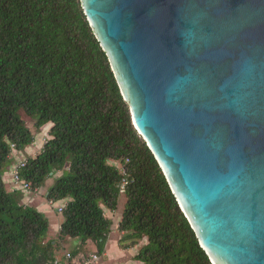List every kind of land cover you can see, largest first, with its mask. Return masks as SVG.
<instances>
[{
  "label": "trees",
  "instance_id": "obj_1",
  "mask_svg": "<svg viewBox=\"0 0 264 264\" xmlns=\"http://www.w3.org/2000/svg\"><path fill=\"white\" fill-rule=\"evenodd\" d=\"M49 137L20 170L33 190L49 178V202H64L57 238L49 218L5 181L15 157ZM40 136V135H39ZM61 173L57 177V174ZM135 264H213L152 151L134 127L107 54L80 0H0V264H66L63 244L78 239L106 251L113 220Z\"/></svg>",
  "mask_w": 264,
  "mask_h": 264
},
{
  "label": "water",
  "instance_id": "obj_2",
  "mask_svg": "<svg viewBox=\"0 0 264 264\" xmlns=\"http://www.w3.org/2000/svg\"><path fill=\"white\" fill-rule=\"evenodd\" d=\"M213 264H264V0H80Z\"/></svg>",
  "mask_w": 264,
  "mask_h": 264
},
{
  "label": "rangeland",
  "instance_id": "obj_3",
  "mask_svg": "<svg viewBox=\"0 0 264 264\" xmlns=\"http://www.w3.org/2000/svg\"><path fill=\"white\" fill-rule=\"evenodd\" d=\"M28 124L29 126L33 129V133L36 137V140L40 139L41 143L43 144L45 142V139H47L49 137V129H50V125H47L46 127H44L42 129V131H36L34 126H33V121H30L28 120ZM40 135V136H39ZM39 152V150H36V153ZM61 173L57 174V177L60 176ZM56 178H49L46 183L42 186V188L39 190V197L42 201L46 202L47 203V193L49 191V189L55 184V180ZM19 192V195L23 198V200L25 198H27V195L21 190L17 191ZM124 203H125V198L124 196H121V199H120V202H119V209L115 212V213H111L109 211L106 212V214L113 220V231L110 235V239L108 241V247H109V250L111 252L115 250H118V253L119 251H121L122 253L125 252L123 250H121V248L119 247L118 245V242L120 241L121 237L123 236L122 233H119L118 231V224H119V221L121 219V216H122V212H123V208H124ZM46 215V213H44ZM47 216V215H46ZM50 224H51V227H50V230H49V238L50 239H55L58 237L59 235V231L57 230L56 228V225H58L59 223H61L63 220H64V217H63V213L62 212H57L53 215H50ZM121 235V237L118 239V237ZM78 243V244H76ZM79 243L80 241L78 239H68L64 244H63V247L60 251V253L58 254V257L59 259L63 260V261H66V252H69V251H74L75 249L79 248ZM144 244L141 243L139 246H137L136 250L133 251V249H128L130 250V252L126 251L125 253H129V254H126L124 256H116V260L120 259L119 261L124 264L125 262H128V261H132L130 264H135L134 262V255H136L138 253V250L139 248ZM116 245V248H114ZM97 247H96V244L94 242H89L83 249H82V253L84 255H86L89 258L92 259V252L94 254H96V252L98 250H96ZM96 251V252H94ZM132 251V252H131ZM110 252V253H111ZM81 253V254H82ZM109 253V254H110ZM115 257V256H114ZM115 259V258H114ZM93 261V259H92ZM97 264H115V261L111 260V258L109 259H105V260H102V261H98ZM120 264V263H118Z\"/></svg>",
  "mask_w": 264,
  "mask_h": 264
},
{
  "label": "crops",
  "instance_id": "obj_4",
  "mask_svg": "<svg viewBox=\"0 0 264 264\" xmlns=\"http://www.w3.org/2000/svg\"><path fill=\"white\" fill-rule=\"evenodd\" d=\"M37 142L33 145V146H31V147H29V148H27L24 152H20L19 154H17L16 155V157H15V162L14 163H18V161L19 160H22V159H26V158H28V157H35L37 154H38V152L36 153V150H39L40 151V149L42 148V143H41V141H40V139H38V140H36ZM12 167L13 166H10V168H9V170H10V172H7L6 173V177H5V181L7 182V186H8V188H9V190H11V188L13 187V184H12V182H11V180H12V175H11V171H12ZM39 192L38 193H36V194H32V195H30L29 197H27V198H25L24 200H23V203H25V204H27V205H31V206H33V207H36L38 210H40L41 212H43V213H46V215H47V217L49 218L50 217V215H53V214H55V213H57V212H59L58 211V208L57 207H59V206H63L64 205V202L63 201H60V202H57V207H52L51 205H50V203H49V201H48V199H47V203L46 202H44V201H42L41 199H40V197H39ZM49 220H50V218H49ZM63 222V221H62ZM62 222L61 223H59L58 225H56V228H57V230L60 232V227H61V224H62ZM118 228V227H117ZM58 232V233H59ZM120 233V232H119ZM121 237V235L118 237V239ZM76 244H78V243H76ZM118 245H119V242H118ZM120 247V246H119ZM114 248H116V245H115V247ZM97 250V249H96ZM121 250H123V249H121ZM134 250H136V249H134L133 248V251ZM123 251H128V252H130V250H123ZM71 251H69V252H66L67 254L68 253H70ZM94 252H96V251H94ZM111 251L109 250V247H108V245H107V248H106V251H105V253L103 254V255H100V261H102V260H105V259H109V258H111V260H113V261H115V264H118V263H120V264H122L119 260L120 259H118V260H116V256H124V255H126V254H129V253H125V252H121V251H119V253H118V250H115L114 249V251L113 252H111ZM132 252V251H131ZM65 253V254H66ZM82 253V252H81ZM81 253H79V255H77L75 258H74V260L72 261V262H68L69 260H67L66 259V261H65V263L66 264H97V262H95V261H92V259L91 258H89L88 259V257L86 256V255H84L83 253L81 254ZM110 253V254H109ZM92 254H94L93 252H92ZM96 254H98V252H96ZM99 255V254H98ZM115 256V257H114ZM135 256V255H134ZM115 258V259H114ZM132 261H128V262H125L124 264H130Z\"/></svg>",
  "mask_w": 264,
  "mask_h": 264
},
{
  "label": "built area",
  "instance_id": "obj_5",
  "mask_svg": "<svg viewBox=\"0 0 264 264\" xmlns=\"http://www.w3.org/2000/svg\"><path fill=\"white\" fill-rule=\"evenodd\" d=\"M26 166V159L19 160L16 165H13L11 175H12V184H13V190H22L27 197H29L32 194H36L39 192V190H33L32 185L30 182L26 181L22 178L20 174V170ZM52 207H57V203L49 202ZM59 212H62L64 210V206L57 207ZM71 257L70 254H67V259ZM93 261L97 262L100 260V255L93 254L92 255Z\"/></svg>",
  "mask_w": 264,
  "mask_h": 264
}]
</instances>
